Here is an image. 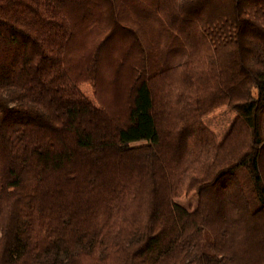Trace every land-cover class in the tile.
Masks as SVG:
<instances>
[{
  "label": "trees",
  "instance_id": "16d2710c",
  "mask_svg": "<svg viewBox=\"0 0 264 264\" xmlns=\"http://www.w3.org/2000/svg\"><path fill=\"white\" fill-rule=\"evenodd\" d=\"M0 264H264V0H0Z\"/></svg>",
  "mask_w": 264,
  "mask_h": 264
},
{
  "label": "rangeland",
  "instance_id": "374dc122",
  "mask_svg": "<svg viewBox=\"0 0 264 264\" xmlns=\"http://www.w3.org/2000/svg\"><path fill=\"white\" fill-rule=\"evenodd\" d=\"M81 90L96 106H98V102L95 99L92 85L90 84L83 85L81 87ZM234 117L237 118V114L234 111L228 108H221L215 111L210 116L204 118L203 122L205 126L216 135L218 141L222 142L226 137V135L231 130L230 127H232L236 119ZM189 182L190 180L186 177H182L180 179L179 185L177 187L178 194L175 201L188 209H194L197 205V199L194 196L193 197L187 196V187ZM210 247L212 248L211 245ZM212 254H215V252L212 251Z\"/></svg>",
  "mask_w": 264,
  "mask_h": 264
},
{
  "label": "crops",
  "instance_id": "0c3cea01",
  "mask_svg": "<svg viewBox=\"0 0 264 264\" xmlns=\"http://www.w3.org/2000/svg\"><path fill=\"white\" fill-rule=\"evenodd\" d=\"M234 118H236V117H234ZM232 125V124H231ZM231 128V127H230ZM225 137V136H224Z\"/></svg>",
  "mask_w": 264,
  "mask_h": 264
}]
</instances>
